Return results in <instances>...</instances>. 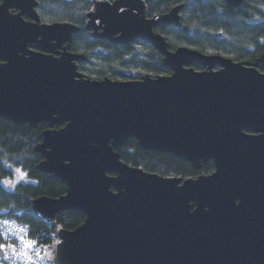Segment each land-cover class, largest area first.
Returning <instances> with one entry per match:
<instances>
[{
  "label": "water",
  "instance_id": "water-1",
  "mask_svg": "<svg viewBox=\"0 0 264 264\" xmlns=\"http://www.w3.org/2000/svg\"><path fill=\"white\" fill-rule=\"evenodd\" d=\"M37 6L0 5V120L47 126L38 170L66 194L36 199L33 210L46 221L64 211L86 216L59 230L57 262L264 264V54L238 63L172 51L156 28L178 26L181 6L148 18L142 0L100 1L88 15L93 36L113 46L139 40L170 74L92 80L78 71L85 57L69 50L79 28L42 24ZM130 140L196 171L213 162L214 171L184 179L132 167L116 151Z\"/></svg>",
  "mask_w": 264,
  "mask_h": 264
},
{
  "label": "trees",
  "instance_id": "trees-1",
  "mask_svg": "<svg viewBox=\"0 0 264 264\" xmlns=\"http://www.w3.org/2000/svg\"><path fill=\"white\" fill-rule=\"evenodd\" d=\"M35 1L42 24L68 23L79 28L69 50L85 57V62L78 63V71L88 78L116 80L134 74L135 79H142L170 74L162 66V56L151 46L140 42L113 46L94 37L87 28L93 0ZM103 1L113 3L116 0ZM142 1L147 7L148 18L182 7L178 26L156 30L172 51L187 47L204 54L222 55L238 63H254L264 54V0H244L239 8L228 7L221 0ZM196 69L201 70L200 67ZM46 128V124L33 129L29 125L0 120V182H11L8 186L0 183V218L8 217L27 225L32 238H41V247L53 241L58 227L73 231L86 218L77 211H64L57 215V224L51 225L33 210L36 199L60 198L66 194L61 180L38 170L43 157L35 148L42 143ZM116 151L126 164L163 177L195 178L214 170L213 162H209L196 171L186 160L173 154L143 150L135 140ZM17 169L22 170L25 178H21Z\"/></svg>",
  "mask_w": 264,
  "mask_h": 264
},
{
  "label": "snow or ice",
  "instance_id": "snow-or-ice-1",
  "mask_svg": "<svg viewBox=\"0 0 264 264\" xmlns=\"http://www.w3.org/2000/svg\"><path fill=\"white\" fill-rule=\"evenodd\" d=\"M20 173L21 178H25V174L22 170L17 169ZM5 186L11 184L10 181H3ZM14 187V185H12ZM11 221L3 220L0 221V254H2V259H0V264L3 261L24 258L32 264V258L29 255V251L37 247L38 242L31 239H26L27 229L20 227L18 232L10 230ZM15 236L16 242H12V237ZM17 245H20L18 248Z\"/></svg>",
  "mask_w": 264,
  "mask_h": 264
},
{
  "label": "built area",
  "instance_id": "built-area-1",
  "mask_svg": "<svg viewBox=\"0 0 264 264\" xmlns=\"http://www.w3.org/2000/svg\"><path fill=\"white\" fill-rule=\"evenodd\" d=\"M3 220H8V221L12 222L10 230L18 232L20 227L25 228V229H27L26 239H31L33 241L39 242L40 238H32L30 236V231L27 228V226L19 224L16 221L11 220V219H0V221H3ZM12 242H14V243L16 242L15 236L12 237ZM17 247L19 248L20 245H17ZM29 255L32 258V264H46L42 254L39 251L38 244H37L36 248L31 249L29 251ZM9 264H30V262L24 258H20V259L13 258L12 260H9Z\"/></svg>",
  "mask_w": 264,
  "mask_h": 264
},
{
  "label": "rangeland",
  "instance_id": "rangeland-1",
  "mask_svg": "<svg viewBox=\"0 0 264 264\" xmlns=\"http://www.w3.org/2000/svg\"><path fill=\"white\" fill-rule=\"evenodd\" d=\"M135 78H136V76L134 74H128V76L125 77L124 79H116V81L139 80V79H135ZM202 175H209V174H202ZM52 239H53V241L51 243L44 245V250H45L44 255H45L46 259L50 260L53 263H57L56 258H55V252H56V247L60 241V238L58 237V233L56 235H53Z\"/></svg>",
  "mask_w": 264,
  "mask_h": 264
},
{
  "label": "flooded vegetation",
  "instance_id": "flooded-vegetation-1",
  "mask_svg": "<svg viewBox=\"0 0 264 264\" xmlns=\"http://www.w3.org/2000/svg\"><path fill=\"white\" fill-rule=\"evenodd\" d=\"M94 1V8L92 9V11H94L95 10V6H96V3H98V2H100V1H103V0H93ZM91 11V12H92ZM89 15V14H88ZM147 16V15H146ZM89 20V19H88ZM88 24V23H87ZM161 27V26H160ZM87 28H88V26H87ZM159 28V27H158ZM158 28H156V30L158 29ZM89 29V28H88ZM90 31H91V34L93 35V30L92 29H89ZM99 32H101V30L99 31ZM97 39L98 40H103V41H106V42H108L107 40H104L103 38H101L100 36H97ZM137 42H140L139 40H136V41H134L133 43H131V44H134V43H137ZM110 43V42H109ZM141 43V42H140ZM130 44V45H131ZM148 46V45H147ZM177 50V49H176ZM175 51V50H174ZM80 63V62H79ZM196 67H199V66H196ZM196 67H195V69H196ZM200 69L201 70H203L204 68H202V67H200ZM197 70V69H196ZM107 78V77H106ZM105 79V78H104ZM214 171V170H213Z\"/></svg>",
  "mask_w": 264,
  "mask_h": 264
}]
</instances>
